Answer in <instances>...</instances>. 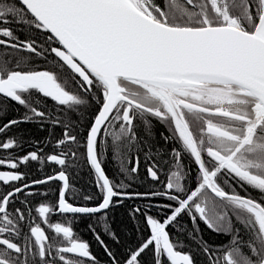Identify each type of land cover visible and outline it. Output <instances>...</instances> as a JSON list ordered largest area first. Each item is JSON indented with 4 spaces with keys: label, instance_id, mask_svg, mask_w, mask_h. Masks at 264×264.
Instances as JSON below:
<instances>
[{
    "label": "snow or ice",
    "instance_id": "1",
    "mask_svg": "<svg viewBox=\"0 0 264 264\" xmlns=\"http://www.w3.org/2000/svg\"><path fill=\"white\" fill-rule=\"evenodd\" d=\"M0 264H264V0H0Z\"/></svg>",
    "mask_w": 264,
    "mask_h": 264
},
{
    "label": "trees",
    "instance_id": "2",
    "mask_svg": "<svg viewBox=\"0 0 264 264\" xmlns=\"http://www.w3.org/2000/svg\"><path fill=\"white\" fill-rule=\"evenodd\" d=\"M109 168H111L113 171L116 170V164H115L114 161L111 162V163L109 164ZM85 179H86V177H85ZM77 186L79 187V185H77ZM115 215H116V218L119 219V218L123 215V211H122V210H118V211L116 212ZM79 230H80L82 233L86 232V229H85V227H84L83 224H80V225H79ZM85 238H86V239H91V237H89V236H87V235H85Z\"/></svg>",
    "mask_w": 264,
    "mask_h": 264
},
{
    "label": "flooded vegetation",
    "instance_id": "3",
    "mask_svg": "<svg viewBox=\"0 0 264 264\" xmlns=\"http://www.w3.org/2000/svg\"><path fill=\"white\" fill-rule=\"evenodd\" d=\"M157 128H158L160 131H163V127H162V126L157 125Z\"/></svg>",
    "mask_w": 264,
    "mask_h": 264
}]
</instances>
